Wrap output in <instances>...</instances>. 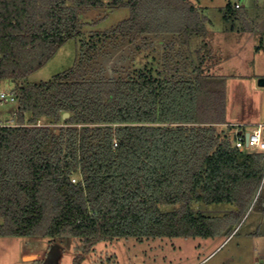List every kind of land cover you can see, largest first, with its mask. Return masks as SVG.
I'll return each instance as SVG.
<instances>
[{"label":"trees","instance_id":"16d2710c","mask_svg":"<svg viewBox=\"0 0 264 264\" xmlns=\"http://www.w3.org/2000/svg\"><path fill=\"white\" fill-rule=\"evenodd\" d=\"M103 6L129 16L85 42L82 16ZM203 11L188 0H0V84L17 98L15 123L0 124V238H72L88 252L125 237H214L240 222L262 188L264 151L236 148L242 136L225 126L227 77L203 53ZM236 12L227 6L225 20ZM167 35L202 38L195 58H180L193 77L178 64L126 78L91 68L99 43ZM72 39L71 68L27 83ZM222 203L232 206L222 216L195 208Z\"/></svg>","mask_w":264,"mask_h":264},{"label":"rangeland","instance_id":"374dc122","mask_svg":"<svg viewBox=\"0 0 264 264\" xmlns=\"http://www.w3.org/2000/svg\"><path fill=\"white\" fill-rule=\"evenodd\" d=\"M188 1L200 6L209 20L205 40L209 50L203 53L211 55L210 72L216 75L230 74L233 78L237 74L235 57L241 55L239 44L244 37L237 32L222 31L226 22L225 30L230 29L235 18V14L228 20L224 18L229 0ZM247 3L250 4L251 0ZM128 16L129 10L126 8L110 9L103 6L86 10L82 16V20L87 23L83 29L84 41L95 40V37H100L101 33ZM201 42L202 38L192 37L185 45L182 39L170 35L110 40L99 43L100 51L96 59L91 61V68L108 78H126L150 69L161 73L168 66L171 68L178 64V72L182 76L193 77L189 64L183 67L181 63L186 55L195 58V51ZM78 50V39L67 41L42 68L27 78V83L48 81L71 68ZM181 57L184 59L181 60ZM239 82H230L231 93L237 94ZM0 89L10 91L15 86L11 81H4ZM257 102L254 92L246 93L247 109L240 112L239 116L248 120L262 117L264 111L259 109ZM15 107V102L0 104L1 125L15 123ZM244 130L251 132L249 127ZM195 208L206 216H222L232 210V206L226 203L199 204ZM82 247L81 241L72 238L1 237L0 264H76V261L79 264H264V259L260 258L264 254V181L255 200L240 222L230 228L229 234L221 233L214 237H125L100 241L88 252H84Z\"/></svg>","mask_w":264,"mask_h":264},{"label":"crops","instance_id":"0c3cea01","mask_svg":"<svg viewBox=\"0 0 264 264\" xmlns=\"http://www.w3.org/2000/svg\"><path fill=\"white\" fill-rule=\"evenodd\" d=\"M247 2L248 0H244V7L235 13L234 22L231 24L230 29L225 30L226 22L222 30L224 33L237 32V34L244 37V40L240 41L239 44L241 55H237L234 61L237 74L233 78L230 74H219V76L227 77V123L225 126L238 133H246L245 127L251 128L252 131L260 126L264 138V115L256 120L242 119L243 117L239 116L240 112L247 109L245 94L248 92L256 94L259 101L257 106L264 111V87L257 85L258 79L264 78V0H251L250 4ZM244 69L248 70L244 71ZM233 80L241 81L238 83L237 94L231 93L230 82L232 83ZM248 149L250 151L256 150ZM260 258L264 259V254H261Z\"/></svg>","mask_w":264,"mask_h":264},{"label":"built area","instance_id":"2783aa9c","mask_svg":"<svg viewBox=\"0 0 264 264\" xmlns=\"http://www.w3.org/2000/svg\"><path fill=\"white\" fill-rule=\"evenodd\" d=\"M259 1V0H255ZM229 6L231 10L238 11L244 7V0H229ZM16 94L14 90L5 91L0 89V104L4 102H15L16 101ZM40 125V123H37ZM241 137H237L234 142V146L238 149H242L243 147L252 148L259 151H264V138L262 137L261 127L258 126L256 129L249 132V137L247 141V145L245 144L244 133L243 132H236ZM74 181V180H72Z\"/></svg>","mask_w":264,"mask_h":264},{"label":"water","instance_id":"95a60500","mask_svg":"<svg viewBox=\"0 0 264 264\" xmlns=\"http://www.w3.org/2000/svg\"><path fill=\"white\" fill-rule=\"evenodd\" d=\"M257 85L259 87H264V78L258 79ZM67 117H68V113H63L62 118L65 119ZM248 137H249V132L244 133V139H245V144L246 145H247Z\"/></svg>","mask_w":264,"mask_h":264}]
</instances>
